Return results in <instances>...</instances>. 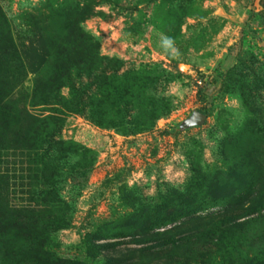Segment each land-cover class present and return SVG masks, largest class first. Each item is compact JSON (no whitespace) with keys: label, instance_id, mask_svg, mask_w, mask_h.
<instances>
[{"label":"rangeland","instance_id":"374dc122","mask_svg":"<svg viewBox=\"0 0 264 264\" xmlns=\"http://www.w3.org/2000/svg\"><path fill=\"white\" fill-rule=\"evenodd\" d=\"M258 213L264 0H0V264H264Z\"/></svg>","mask_w":264,"mask_h":264},{"label":"trees","instance_id":"16d2710c","mask_svg":"<svg viewBox=\"0 0 264 264\" xmlns=\"http://www.w3.org/2000/svg\"><path fill=\"white\" fill-rule=\"evenodd\" d=\"M190 213H195V211H192ZM227 213H228V211L224 210V212H218L217 214H215V213L209 214V216L216 217V215H225ZM171 217H172V214L169 216H165L164 218L158 220V222H155L154 225L150 226V228L148 230H150L149 236L152 240H163V241H165L166 238L169 240L171 237V234L180 228V225H174V226L166 228V225L168 223L172 222ZM199 218H202V216H199ZM261 220L264 222V214L263 213L262 214L258 213L257 216L249 217L245 220H242L241 222H236L234 220L228 227H225L222 229L227 234V236H225L226 238L224 239L225 242H228L229 240L236 241L237 238L244 236V233H247V232L249 233L251 226L255 222H258V221L260 222ZM161 228H163V229H161ZM263 230L264 229H262V231ZM218 242L221 243L220 240ZM218 242L216 244H217L218 248H220ZM253 261H254L253 257L248 258V257L237 256V255L232 257V261L230 260V262L232 264H252Z\"/></svg>","mask_w":264,"mask_h":264},{"label":"water","instance_id":"95a60500","mask_svg":"<svg viewBox=\"0 0 264 264\" xmlns=\"http://www.w3.org/2000/svg\"><path fill=\"white\" fill-rule=\"evenodd\" d=\"M206 118V114L200 111H195L193 114V117L191 119L192 123H201L204 121V119Z\"/></svg>","mask_w":264,"mask_h":264},{"label":"clouds","instance_id":"9594fccd","mask_svg":"<svg viewBox=\"0 0 264 264\" xmlns=\"http://www.w3.org/2000/svg\"><path fill=\"white\" fill-rule=\"evenodd\" d=\"M164 43H165L166 48H171L172 51L175 52V49L172 48V41H171V40L166 39V40L164 41Z\"/></svg>","mask_w":264,"mask_h":264}]
</instances>
